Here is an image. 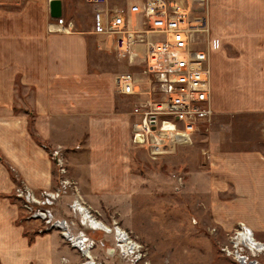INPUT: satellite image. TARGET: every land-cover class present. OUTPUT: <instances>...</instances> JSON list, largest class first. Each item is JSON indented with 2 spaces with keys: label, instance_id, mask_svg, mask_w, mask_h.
Masks as SVG:
<instances>
[{
  "label": "rangeland",
  "instance_id": "374dc122",
  "mask_svg": "<svg viewBox=\"0 0 264 264\" xmlns=\"http://www.w3.org/2000/svg\"><path fill=\"white\" fill-rule=\"evenodd\" d=\"M108 1L106 5L103 0H74L73 16L81 13L80 19L77 17L79 29L93 30L97 9L111 8L116 0ZM206 4L211 32L221 40V46L212 51L217 62L214 90L211 84L214 118L192 140L157 159L131 143L134 100L115 89V76L125 70V64L108 47L96 48L98 51L91 59L94 71L107 68L112 77L116 73L113 80H106L107 85L97 87H104L103 92L114 97L111 114L117 119L109 118L107 132L94 133L87 127L80 132L73 124L65 125L62 118H54L59 127L52 131V141L35 134L52 163V186L37 190L18 177L13 198L20 208L18 221L30 238L48 236L57 244L60 252L54 258L59 264H84L91 259L63 235L62 229L40 232L47 223L39 217H29L32 212L18 197L17 188L34 190L40 200L35 209L49 208L53 219L67 220L71 234L84 232L90 237L89 242L94 241L91 251L96 264H134L132 256H125L117 248L113 231L117 224L142 245L144 256L137 264H238L221 248L237 225L245 222L232 227L221 222L224 214L219 204L230 199L233 189L229 186L218 191L212 172L216 166L213 162L226 152L259 151L264 155V100L253 94L257 80L253 70L256 40L252 19L264 12V0H207ZM117 5L125 6V0ZM94 83L91 80L90 86ZM119 117H125L126 123L122 124ZM65 181L67 188L61 195L52 204L43 203L41 193L56 195ZM76 199L112 231L88 225L78 209L72 207ZM252 230L264 241V235L258 233V237Z\"/></svg>",
  "mask_w": 264,
  "mask_h": 264
},
{
  "label": "crops",
  "instance_id": "0c3cea01",
  "mask_svg": "<svg viewBox=\"0 0 264 264\" xmlns=\"http://www.w3.org/2000/svg\"><path fill=\"white\" fill-rule=\"evenodd\" d=\"M50 1L0 0L2 264H59L54 258L60 252L57 244L48 236L30 238L25 226L18 221L20 208L13 198L18 177L37 190L52 186V163L35 134L52 141V131L59 127L54 118H62L65 125L73 124L77 131L83 132L87 127L94 133H106L111 123L109 118L117 119L111 114L114 97L103 92L104 87L97 88L107 85L106 80H113L116 73L112 77L107 68L94 71L91 67L92 55L97 49L108 46L104 43L107 39L95 34L92 27L79 29L77 20L81 13L73 16L74 0H61L59 16L52 15ZM103 1L108 5V0ZM119 1H114L111 8L121 6L117 5ZM133 1L125 0V6ZM61 16L65 21H73L74 30L57 29V18ZM252 19L256 40L253 70L254 80H257L253 94L264 100V12ZM210 64L214 90L217 62L215 64L212 52ZM91 80H95L92 86ZM118 120L126 123L125 117ZM213 164L216 165L212 172L214 187L219 191L230 186L234 191L230 199L219 204L224 214L221 222L226 227L245 222L257 236L258 233L264 235V155L259 151L226 152Z\"/></svg>",
  "mask_w": 264,
  "mask_h": 264
},
{
  "label": "built area",
  "instance_id": "2783aa9c",
  "mask_svg": "<svg viewBox=\"0 0 264 264\" xmlns=\"http://www.w3.org/2000/svg\"><path fill=\"white\" fill-rule=\"evenodd\" d=\"M206 1L134 0L122 7L99 8L94 14L93 32L104 36L109 51L125 64L126 69L114 80L116 91L134 100L131 143L146 149L152 159L189 142L214 118L210 57L221 40L211 32ZM57 25L65 32L75 26L62 16L57 18ZM55 153L57 156L58 150ZM56 162L60 164L61 160L56 157ZM65 188L67 181L56 195L42 192L43 203L52 204ZM16 192L32 212L29 217L47 223L40 232L59 228L74 246V238L84 237L88 249H92L94 241L90 243L84 232L71 234L67 220L53 219L49 208L35 209L40 200L30 187L17 188ZM79 203L76 199L72 207L79 209ZM113 231L117 248L125 256H132L134 264L139 263L145 252L142 245L118 224ZM79 249L87 256L83 247ZM221 250L238 264H262L264 241L245 223H239Z\"/></svg>",
  "mask_w": 264,
  "mask_h": 264
},
{
  "label": "bare ground",
  "instance_id": "6f19581e",
  "mask_svg": "<svg viewBox=\"0 0 264 264\" xmlns=\"http://www.w3.org/2000/svg\"><path fill=\"white\" fill-rule=\"evenodd\" d=\"M78 205H79L78 211H80V213L84 216L82 218H84L85 220L87 219L86 221L88 222L87 223L88 225L94 226L96 228L104 229L107 232H111V227L109 225H107L104 222H102L101 220L95 218L94 215H92L90 213V211L87 208H85V206H83L82 203H79ZM65 231H66V229H65ZM74 242L76 243L77 247H79V248L83 247L84 248V251H85L87 256L90 255L91 260L88 261L86 264H96L95 261H94V257L92 255L91 249H88V247H87V246H90L87 243V239L84 238V237H80V238L77 237V238H74ZM83 244H85V245H83ZM84 246H86V247H84Z\"/></svg>",
  "mask_w": 264,
  "mask_h": 264
},
{
  "label": "water",
  "instance_id": "95a60500",
  "mask_svg": "<svg viewBox=\"0 0 264 264\" xmlns=\"http://www.w3.org/2000/svg\"><path fill=\"white\" fill-rule=\"evenodd\" d=\"M50 8H51V13L53 16L61 15V9H62L61 0H51Z\"/></svg>",
  "mask_w": 264,
  "mask_h": 264
}]
</instances>
